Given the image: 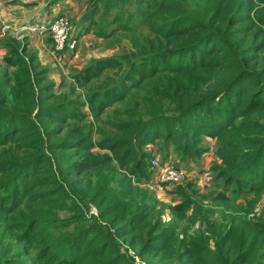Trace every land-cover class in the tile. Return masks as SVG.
<instances>
[{"label":"trees","instance_id":"obj_1","mask_svg":"<svg viewBox=\"0 0 264 264\" xmlns=\"http://www.w3.org/2000/svg\"><path fill=\"white\" fill-rule=\"evenodd\" d=\"M99 2L95 0L82 16L88 23L86 33ZM138 3L131 14L137 23L121 22L111 32L96 33L108 38L117 29L134 32L142 24L157 37L148 47L155 49L144 48L142 53L141 44H136L130 56H124L128 68L121 81L86 98L91 113L81 111L84 104L76 98L45 104L56 85L52 77L51 83L43 84L51 71L38 72L36 56L24 54L26 46L20 43L26 37L8 32L0 39L13 41L10 53L17 67L10 81L13 91L29 106L37 105L32 117L17 106L5 107L0 96V142L34 150L33 157L22 163L14 159L0 163V172L10 175L2 185L4 203L11 211L30 203L33 213L19 235L27 243L16 252L12 248L1 253L0 262L12 253L30 256L34 264H136L135 253L128 254L121 241L135 245L132 235L150 218L149 206L133 208L129 195L133 180L149 183L153 177V152L146 147H173L193 159L208 150L201 145L204 140L213 139L218 160L210 169L215 172L212 183L221 187L214 198L228 205L220 211L225 220L218 227L208 221V229L182 239L171 227L147 232L136 253L145 259L148 254L181 250L180 264H264V214L251 216L254 202L237 204L264 191V0H193L192 7L183 0ZM94 59L76 76L78 82L87 85L125 63L115 57ZM10 82L0 80V89ZM121 102L127 107L115 108L114 118L106 120L114 132L99 127L97 139L85 127L65 132L69 121L91 115L101 120ZM40 117L56 124L51 128L45 124L44 135L36 122ZM62 134L64 139L55 140ZM61 148L80 150L81 158L57 165L46 150ZM93 171L101 176L87 180ZM196 184L186 180L171 187L183 196L170 206L172 212L186 215L199 208L189 193ZM58 196L70 201L73 216L83 222L71 232L50 227L53 197ZM91 204L98 214L91 212Z\"/></svg>","mask_w":264,"mask_h":264},{"label":"rangeland","instance_id":"obj_2","mask_svg":"<svg viewBox=\"0 0 264 264\" xmlns=\"http://www.w3.org/2000/svg\"><path fill=\"white\" fill-rule=\"evenodd\" d=\"M37 1V0H36ZM48 3V7L51 4L59 2L62 6L60 15H65L69 18L72 29L77 34L78 47L77 50L72 53L56 52L53 48V41L48 40L44 45L46 46L47 54H40L41 45L35 47L28 43H20L23 48L26 46V51L24 54L29 56H36L34 59V66L38 72H43L44 70H50L51 67L55 68V65L49 64V56H52L58 64L59 74L56 75L55 80V90L47 93L48 100L45 104H53L56 101L70 100L71 98L80 99L83 102V106L80 107L81 111L91 113L90 105L86 103V98L96 92H101L108 87L118 84L123 78L124 70L128 68L124 56H130L129 54L133 49L136 48V44H141L143 50H147L151 46L152 42L157 39V37L152 34L147 26L139 25L137 30L134 32H126L124 30H115L113 34L108 38H99L96 31L105 30L106 32H111L116 29L121 22L137 23L131 18V14L138 8V0H100L99 9L94 15V23L92 25L91 31L88 35L92 36V39L84 38L83 35L87 34L85 27L88 24L83 21V15L91 7L95 0H44ZM189 7L193 6V0H183ZM50 2V3H49ZM21 3V2H20ZM144 24V23H143ZM47 40V39H46ZM12 40L4 39L0 43V80H7L10 82L17 71V67L13 64V55L10 53L12 50L10 44ZM28 43V45H27ZM7 44V45H6ZM52 51V55L49 53ZM49 55V56H48ZM97 55V56H96ZM133 54H131L132 56ZM135 56V55H134ZM107 58L115 57L119 60L124 61V66L121 68H109L103 72V74L97 78L93 79L90 83L78 82L76 76L84 71L88 63L95 60L94 58ZM44 74L42 73L41 76ZM50 78L46 79L43 84L51 83ZM6 89H0V96L3 99L4 106L9 109H14L16 106L21 111H26L35 117L36 114V104L29 106L25 100L19 99L18 96L13 91V83H7ZM127 107L126 103L115 104L112 108L108 109L103 115L101 120H94V118L89 116L84 121H69L65 125V132L72 129L73 127H85L86 131H90L94 138H100V133H97L99 127L103 128L107 132H114L113 127L110 123L106 122L109 118H114L113 111L117 107ZM37 125L41 129L42 135L45 124L54 127L55 123H51L49 118L40 117L36 118ZM65 134V133H64ZM58 135L55 140L64 139L65 135ZM45 140V138H44ZM215 140L207 139L201 145L208 146V150L199 157L190 159L188 157H183L181 154H177L173 147L166 148L161 144H153L146 147L148 150H152L153 157L162 161L163 163L176 164L179 167L188 172V181H195L196 186L189 190V193L194 197L195 203L199 208H193L186 212V215L178 214L172 212L170 206L176 204L183 199L182 195L174 193L171 191V185L164 186L157 181V176L154 173L151 181L149 183H144V181L135 182L131 184L132 191L130 199H132V207L136 208L138 205L145 204L149 206L150 218L147 220L146 224L139 227L138 230L132 235L135 236L137 243L132 245L131 243L122 240L123 249L127 251L128 254L135 253L136 264H180L178 253H159V254H148L145 259H141L137 255V249L140 246V242L146 238L147 232H159L164 228L171 227L172 230L176 231L180 239L185 236H191L197 233L198 229H208V221L213 222L216 227L222 223L225 218L222 217L220 213L221 210H225L228 205L218 202L215 200L216 192L221 188L217 184L212 183V178L215 172H212L211 166L217 162L218 158L215 155ZM80 150L77 149H55L50 151L46 150V153L52 154L54 156V163L57 165L58 162L68 161L67 164L77 158H81L78 154ZM34 150L27 148H18L16 145L5 146L0 142V163L1 160L14 159L20 163L26 161L33 157ZM64 162V163H65ZM59 177L61 174L57 173ZM100 173L93 171L91 174L87 175V180L91 179L95 181L100 177ZM10 175L0 172V254L7 252V250H20L23 248L26 241H21L19 235L25 227V222L31 217L32 210L28 207L30 203H24L18 209L11 211L9 210V205L4 202V195H6L3 189V184L7 182ZM70 180H76L75 177H69ZM128 180V179H125ZM119 185V183H118ZM38 189H41L39 187ZM130 189V190H131ZM193 190H195L193 192ZM55 202H53L54 216L49 215L52 221L50 227L54 231L71 232L74 225L83 223L80 219L73 216V211L69 207L70 201L62 196L53 197ZM244 202V205H248L250 202H254V210L252 212V217L254 214L259 217V215L264 214V191L262 194H250L248 199L245 201L240 200L237 204ZM66 207H62L66 204ZM91 212L98 214V208L94 204H91ZM262 216V215H261ZM203 217L209 219L204 220ZM160 224V227L154 229L155 226ZM130 236V238L132 237ZM179 239V241H180ZM213 244V243H212ZM1 256V255H0ZM8 260L6 262H0V264H34L32 257H16L12 253L8 255ZM15 258V259H12ZM13 260V261H12ZM12 261V262H10Z\"/></svg>","mask_w":264,"mask_h":264},{"label":"crops","instance_id":"obj_3","mask_svg":"<svg viewBox=\"0 0 264 264\" xmlns=\"http://www.w3.org/2000/svg\"><path fill=\"white\" fill-rule=\"evenodd\" d=\"M47 5L48 3H45L44 0H0V23L1 25H10L8 32L21 34L23 38L26 37L29 44L35 47L41 45V47H38L40 49V54H47L44 44L48 40H51L49 33L26 30V27L31 25L41 26L45 24L49 26L55 16L62 10V6L59 2L51 4L50 7ZM74 33L77 36L75 31ZM84 38L92 39V36L87 33L83 35V39ZM49 53L51 54L52 51ZM64 53H70V51ZM48 63L55 65V68L51 67V77L56 80L55 76L60 72L58 68L60 62L57 63L52 56H49Z\"/></svg>","mask_w":264,"mask_h":264},{"label":"built area","instance_id":"obj_4","mask_svg":"<svg viewBox=\"0 0 264 264\" xmlns=\"http://www.w3.org/2000/svg\"><path fill=\"white\" fill-rule=\"evenodd\" d=\"M1 25V23H0ZM70 20L65 15H56L49 26L47 25H31L26 27L27 31H40L42 33L48 32L53 40L54 50L58 52L77 50L78 38L72 29ZM10 25L2 24L0 26V39L8 33ZM18 38H23L21 34L16 33ZM151 165L154 173L157 176V181L160 184L176 185L183 183L189 177L188 172L176 164L163 163L156 157L151 160Z\"/></svg>","mask_w":264,"mask_h":264}]
</instances>
